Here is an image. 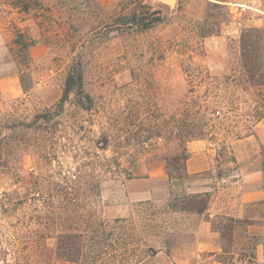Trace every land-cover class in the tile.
Masks as SVG:
<instances>
[{
	"label": "rangeland",
	"instance_id": "rangeland-1",
	"mask_svg": "<svg viewBox=\"0 0 264 264\" xmlns=\"http://www.w3.org/2000/svg\"><path fill=\"white\" fill-rule=\"evenodd\" d=\"M13 1L0 0V243L21 238L31 260L73 264L53 257L72 218H123L134 236L126 264L218 262L176 251L198 218L176 213L174 196L208 189L236 211L239 180L255 171L264 190V87L247 77L241 44L245 30L264 29V0H38L29 13ZM18 34L33 43L25 52ZM76 60L93 104L72 95L60 111ZM248 139L255 147L242 149L256 155L241 160ZM193 141L205 142L212 169L172 186L168 161ZM148 190L156 196L136 199Z\"/></svg>",
	"mask_w": 264,
	"mask_h": 264
},
{
	"label": "trees",
	"instance_id": "trees-1",
	"mask_svg": "<svg viewBox=\"0 0 264 264\" xmlns=\"http://www.w3.org/2000/svg\"><path fill=\"white\" fill-rule=\"evenodd\" d=\"M12 6L20 12L29 13L32 6H40L38 0H16ZM217 7H224L215 4ZM138 25L148 28V24ZM23 34H18L16 45L25 52L33 43H23ZM242 60L244 70L249 80L255 85L264 87V56L258 55L260 47L264 46V29H247L242 34ZM75 95L76 104L84 109L90 110L93 100L84 89V69L80 61H74L65 80L63 96L55 105L60 111L64 109L70 97ZM190 154L185 153L183 157H173L168 161V175L172 186L191 175L186 170V165H177L180 160L187 163ZM234 162L235 159H233ZM176 175V176H175ZM174 196L176 211H183L195 215L204 214L210 201L206 199L208 193H188ZM178 202L181 204L178 205ZM213 229L220 234L221 252L218 262L223 264H264L257 259V248L264 243V235H251L249 228L254 225L264 227V200L246 205L242 218L230 215H218L212 219ZM129 220L117 218L112 222L99 217L72 218L68 222L67 231H60L54 239L56 246L53 257L64 259L73 264H126L129 262L128 244L134 236L128 233L127 224ZM64 226V223H61ZM35 240V241H34ZM31 245L36 246L37 239L34 238ZM46 240V239H45ZM21 238H17V244L5 247L0 243V264H39L38 260L30 258L25 253ZM53 258L50 259L52 262ZM32 261V262H31ZM177 264V263H172Z\"/></svg>",
	"mask_w": 264,
	"mask_h": 264
},
{
	"label": "crops",
	"instance_id": "crops-1",
	"mask_svg": "<svg viewBox=\"0 0 264 264\" xmlns=\"http://www.w3.org/2000/svg\"><path fill=\"white\" fill-rule=\"evenodd\" d=\"M233 22H227L224 24V31H228L235 26ZM241 25L240 23H238ZM248 142V143H247ZM255 144L251 141H246V143H240L237 145V153L241 160H248L256 155V150L252 147L249 150H243L242 146ZM188 148L190 149V157L187 160L186 168L190 175L202 174L208 172L212 169V156L209 151H206V144L204 141H193L189 142ZM260 172L255 171L250 175H245L239 181L243 182V187L239 194L240 208L234 210L235 207L230 208L229 206H222L218 204L217 193L211 196L210 204L208 210L202 215H195L191 213H186L190 218H198L197 226L195 227L194 237L192 241L184 242L177 246L176 251L179 253L187 254H212V256H217L221 252V237L218 232H216L212 227V219L218 215H230L237 218L243 217L242 207L254 202H259L264 199V190L262 188V180L259 177ZM255 177V179H251ZM207 193L210 192L208 189L205 191H199L195 193ZM156 196L155 192L152 190L143 191L137 194L135 197L139 201L150 200ZM228 210H231L228 211ZM179 212V211H178ZM176 212V213H178ZM255 226L250 227L253 229ZM182 263L181 261H177ZM214 264H223L220 262H215Z\"/></svg>",
	"mask_w": 264,
	"mask_h": 264
},
{
	"label": "water",
	"instance_id": "water-1",
	"mask_svg": "<svg viewBox=\"0 0 264 264\" xmlns=\"http://www.w3.org/2000/svg\"><path fill=\"white\" fill-rule=\"evenodd\" d=\"M160 1L169 5L170 7H173L176 4L177 0H160Z\"/></svg>",
	"mask_w": 264,
	"mask_h": 264
}]
</instances>
